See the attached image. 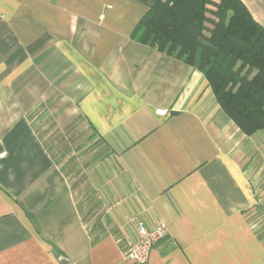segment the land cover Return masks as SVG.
I'll return each mask as SVG.
<instances>
[{"label":"crops","instance_id":"crops-1","mask_svg":"<svg viewBox=\"0 0 264 264\" xmlns=\"http://www.w3.org/2000/svg\"><path fill=\"white\" fill-rule=\"evenodd\" d=\"M154 2L0 0V264H138L158 221L146 264H264V129L141 41Z\"/></svg>","mask_w":264,"mask_h":264},{"label":"trees","instance_id":"trees-1","mask_svg":"<svg viewBox=\"0 0 264 264\" xmlns=\"http://www.w3.org/2000/svg\"><path fill=\"white\" fill-rule=\"evenodd\" d=\"M211 2L155 0L141 41L200 68L223 111L253 135L264 129V26L242 0H218L208 30Z\"/></svg>","mask_w":264,"mask_h":264},{"label":"built area","instance_id":"built-area-1","mask_svg":"<svg viewBox=\"0 0 264 264\" xmlns=\"http://www.w3.org/2000/svg\"><path fill=\"white\" fill-rule=\"evenodd\" d=\"M257 203L263 204V199H259ZM137 233L138 237L129 244L125 258L138 264H146L152 250L165 239L167 225L163 221H158L153 226L148 227L143 222H138Z\"/></svg>","mask_w":264,"mask_h":264},{"label":"rangeland","instance_id":"rangeland-1","mask_svg":"<svg viewBox=\"0 0 264 264\" xmlns=\"http://www.w3.org/2000/svg\"><path fill=\"white\" fill-rule=\"evenodd\" d=\"M212 2L208 6V22H207V27L208 30H211L210 28H213L215 24L213 21L216 19V16L214 14L215 11V3L218 2V0H211ZM209 32H206L205 35L207 36Z\"/></svg>","mask_w":264,"mask_h":264}]
</instances>
